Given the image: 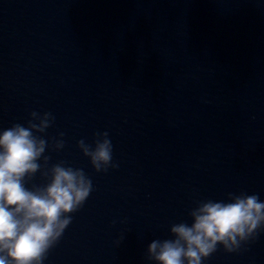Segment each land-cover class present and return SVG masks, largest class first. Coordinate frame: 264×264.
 I'll return each mask as SVG.
<instances>
[{"label":"water","instance_id":"water-1","mask_svg":"<svg viewBox=\"0 0 264 264\" xmlns=\"http://www.w3.org/2000/svg\"><path fill=\"white\" fill-rule=\"evenodd\" d=\"M32 112L92 181L43 264H155L200 202L264 201V0H0V132ZM105 132L96 172L77 144ZM202 264H264V230Z\"/></svg>","mask_w":264,"mask_h":264},{"label":"clouds","instance_id":"clouds-1","mask_svg":"<svg viewBox=\"0 0 264 264\" xmlns=\"http://www.w3.org/2000/svg\"><path fill=\"white\" fill-rule=\"evenodd\" d=\"M53 120L50 113L32 112L27 126L14 124L0 132V264H43L70 225V214L83 206L92 191V181L82 169L63 162L48 167L50 157L44 153L49 145L42 135ZM77 146L96 172L117 166L112 163L107 132L96 134L94 147L84 140ZM63 147L62 139L53 144L56 151ZM37 173L45 183L27 187ZM189 217L190 225H171L172 239L150 243L148 260L202 264L218 246L229 253L238 250L264 230V201L257 194H229L228 202H200Z\"/></svg>","mask_w":264,"mask_h":264}]
</instances>
